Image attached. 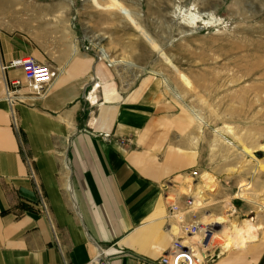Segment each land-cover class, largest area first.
I'll return each instance as SVG.
<instances>
[{"label": "crops", "instance_id": "1", "mask_svg": "<svg viewBox=\"0 0 264 264\" xmlns=\"http://www.w3.org/2000/svg\"><path fill=\"white\" fill-rule=\"evenodd\" d=\"M26 57L60 76L16 106V129L6 92L24 73L3 68ZM116 67L59 25L56 0H0V264H87L98 247L112 264H158L182 236L168 197L183 205L193 172L216 165L160 75L126 86ZM205 264H264V243Z\"/></svg>", "mask_w": 264, "mask_h": 264}, {"label": "rangeland", "instance_id": "2", "mask_svg": "<svg viewBox=\"0 0 264 264\" xmlns=\"http://www.w3.org/2000/svg\"><path fill=\"white\" fill-rule=\"evenodd\" d=\"M68 1L56 0L59 25L116 63L126 86L160 75L165 94L193 118L216 165L208 173L216 187L195 198L202 204L194 212L204 226V216L231 215L229 228L209 225L212 251L220 257L264 243V0ZM205 173L186 194L195 197ZM243 184H250L246 200L239 197ZM247 220L262 230L239 240ZM223 235L231 241L221 248Z\"/></svg>", "mask_w": 264, "mask_h": 264}, {"label": "built area", "instance_id": "3", "mask_svg": "<svg viewBox=\"0 0 264 264\" xmlns=\"http://www.w3.org/2000/svg\"><path fill=\"white\" fill-rule=\"evenodd\" d=\"M21 68L24 73L25 87L20 81L12 83L13 88H7L6 101L9 105L13 125L16 129V106L18 104H27L29 102L44 98L48 88L59 78L60 71L50 64H44L36 61L31 57L13 61L9 67ZM130 142V141H129ZM25 163L30 169L31 178L35 181L40 197V208L43 212H48V205L40 191L36 181V174L33 171V160L25 150ZM194 179H198L200 174L194 171ZM183 205L178 203L177 199H170L169 218L175 221L180 227L182 236L177 238L170 247L169 251L164 254L158 264H205L215 261L219 257L217 250L212 251L214 244V230L208 226H202L198 220L197 213L194 212V196L192 194H182ZM96 256L87 264H112L115 258L109 250L98 247ZM203 254L205 261L200 262L198 254ZM56 264H69L68 262Z\"/></svg>", "mask_w": 264, "mask_h": 264}, {"label": "bare ground", "instance_id": "4", "mask_svg": "<svg viewBox=\"0 0 264 264\" xmlns=\"http://www.w3.org/2000/svg\"><path fill=\"white\" fill-rule=\"evenodd\" d=\"M244 152L249 154L246 151H244ZM215 187L216 186L214 184L212 176L210 174H208V173H205L202 176L201 185H199L198 188H197V192L195 194V198L196 199L198 198V200L201 199V195H202L203 191L213 192ZM249 187H250V184H243V185L240 186L239 197L241 199L246 200V192L249 190ZM194 202H195V199H194ZM247 202H248V200H247ZM201 204H202V202H195L194 203V209L199 208ZM230 216L231 215H228L226 217H217V218L208 217L205 220V226L209 227V225H218V226L229 228L230 225L232 224L231 220H230ZM200 224H201V221H200ZM202 226H204V225H202ZM261 230H262V228L259 227V226L256 227L253 221L247 220V221H245L243 223L238 238H239V240H244L247 237H254V238L257 239V237H258V235H259ZM230 232L232 233V229H230ZM219 241H220L219 243H220L221 248L225 247V246H227L230 243L231 236L230 235L229 236L223 235L219 239ZM198 257H199V260L201 262L202 259L200 257V253L198 254Z\"/></svg>", "mask_w": 264, "mask_h": 264}, {"label": "water", "instance_id": "5", "mask_svg": "<svg viewBox=\"0 0 264 264\" xmlns=\"http://www.w3.org/2000/svg\"><path fill=\"white\" fill-rule=\"evenodd\" d=\"M214 260H217V257H215Z\"/></svg>", "mask_w": 264, "mask_h": 264}]
</instances>
